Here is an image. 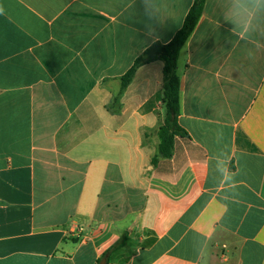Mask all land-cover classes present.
<instances>
[{
  "label": "crops",
  "instance_id": "crops-1",
  "mask_svg": "<svg viewBox=\"0 0 264 264\" xmlns=\"http://www.w3.org/2000/svg\"><path fill=\"white\" fill-rule=\"evenodd\" d=\"M193 2L0 0V264H264V0H206L172 158L163 62L115 102Z\"/></svg>",
  "mask_w": 264,
  "mask_h": 264
},
{
  "label": "trees",
  "instance_id": "trees-1",
  "mask_svg": "<svg viewBox=\"0 0 264 264\" xmlns=\"http://www.w3.org/2000/svg\"><path fill=\"white\" fill-rule=\"evenodd\" d=\"M206 0H194L191 9L185 17L183 27L177 32L175 37L166 44L153 43L140 57H138L131 69L121 78V88L116 103H120L122 96L130 85L137 70L155 61L163 62V84L161 99L164 108V119L158 127L160 144L157 155L153 156L152 163L155 165L159 159H170L174 155L175 140L177 137H184L187 132L179 124L181 111V80L178 75V59L180 52L188 38L196 28L203 15ZM125 244V239H121L109 250H107L101 260L96 264H101L106 260L108 264L110 256L116 250L121 249Z\"/></svg>",
  "mask_w": 264,
  "mask_h": 264
},
{
  "label": "water",
  "instance_id": "water-1",
  "mask_svg": "<svg viewBox=\"0 0 264 264\" xmlns=\"http://www.w3.org/2000/svg\"><path fill=\"white\" fill-rule=\"evenodd\" d=\"M101 264H106V260H102Z\"/></svg>",
  "mask_w": 264,
  "mask_h": 264
}]
</instances>
